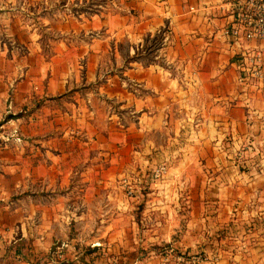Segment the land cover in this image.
Masks as SVG:
<instances>
[{"label": "crops", "instance_id": "obj_1", "mask_svg": "<svg viewBox=\"0 0 264 264\" xmlns=\"http://www.w3.org/2000/svg\"><path fill=\"white\" fill-rule=\"evenodd\" d=\"M74 1L65 0L62 18L55 24L60 12L55 14L51 2L34 11V0L16 4L0 0V22L4 16L17 15L9 30L0 31V39L24 45L27 73L36 68L44 77L45 83L38 84L34 94L38 101L34 123L40 124L38 114L43 113L51 136L46 143L34 142V223L24 219L32 213L24 206L26 198L8 203L5 191L15 179L14 187H22V169L17 177L7 174L8 168L15 173L21 167L22 145L0 141V256L20 247L34 230V264H113L119 258L126 264H160L159 257L143 252L149 244H158V237L149 233L141 237L133 233L123 242L113 233L118 241L113 250L122 246L126 254L103 256L99 251L105 243L102 232L134 231V223L126 227L88 221L85 216L103 211L96 206L90 213L88 199L110 201L122 213L138 194L142 198L157 194L155 199L164 202L172 196L177 200L182 187L194 183L191 168L236 167L231 152L237 149L245 155L256 150L255 157L260 159L256 165L264 166V82L246 83L234 62L237 47L220 34L230 21L226 0H109L93 12L74 9L83 0ZM25 17L44 23L45 29L59 36L50 39L44 63L43 46L34 42L42 33L34 25L22 24ZM6 43H0V117L14 59L12 54L5 56ZM33 53L35 67L30 64ZM33 84L29 76L17 83L16 105L27 100ZM74 129L80 134L70 141ZM40 131L36 127L34 134ZM41 149L44 160H40ZM161 163L169 171L162 180L152 182L144 169ZM122 178L134 184V194L141 188L148 190L126 197L119 185ZM239 179L247 183L246 177ZM187 190L184 199L203 197V191ZM258 194L262 195L245 192L244 198ZM227 197L243 195L228 193ZM180 211L181 206H175L169 213ZM7 217L14 221L6 222ZM192 221L182 228L194 227ZM159 225L137 227L171 232L179 224ZM190 243L181 237L169 246Z\"/></svg>", "mask_w": 264, "mask_h": 264}, {"label": "rangeland", "instance_id": "obj_2", "mask_svg": "<svg viewBox=\"0 0 264 264\" xmlns=\"http://www.w3.org/2000/svg\"><path fill=\"white\" fill-rule=\"evenodd\" d=\"M12 1V0H11ZM14 1V0H13ZM19 0H15L18 3ZM76 1V0H75ZM74 1V2H75ZM109 0H83L82 3H78L74 6V9L81 8L87 12H93L95 7L99 4L105 5ZM47 2H51L53 7H55V14L60 12L59 17H56L54 22L57 24L62 18L61 11L62 6L65 4V0H34V11L39 5H46ZM73 8V5H72ZM33 9V7H32ZM26 10V9H25ZM27 12V11H24ZM45 12V10H44ZM16 14H19L18 12ZM14 15V14H13ZM9 15L10 17H3V21L0 22V31H5L6 27L14 25L13 19L17 15ZM29 20V21H28ZM22 24L24 25H34V29L40 31L42 34H37L34 42H40L43 50V63L48 60V53L50 51V46L52 40L59 39V36L53 31H48L45 29L44 23L39 24L36 19L31 21V18L23 19ZM7 22V23H6ZM31 22V23H30ZM59 24V23H58ZM26 29V27H23ZM2 39V38H1ZM0 39V43L7 41L6 47L7 51L5 56L8 57L11 54L14 55V59H11L12 68H9L8 80L6 83V92L4 97L5 107L0 119V141L7 143L8 145H22L19 146L20 155L22 157L21 167L16 169L8 168V175L19 176V171H23L20 178L23 179L22 187L17 185L14 187V182H8L5 191L8 193V203L15 201L16 198L24 196L26 198L25 207L32 209L31 215L24 216L25 221L34 223V142L35 143H46L49 140L50 134H47L48 121L45 119L43 113L38 114L40 124L34 123L37 119L36 107L37 98L35 93L39 90L41 83L44 84V77L41 79L39 77L38 69L30 71L27 73V49L24 45L14 44L10 40ZM12 50L13 52L11 53ZM38 53H35L37 55ZM31 65L35 67L38 65L35 60L34 53L31 55ZM29 61V62H30ZM8 64V63H7ZM10 64H8L10 66ZM44 65V64H43ZM38 73V74H37ZM28 74V75H27ZM25 76L32 77L34 84L32 85V92L25 102L16 105L14 102V93L17 89V83L24 79ZM41 84V85H42ZM37 85V86H35ZM38 94V93H37ZM40 101L39 105L41 104ZM39 107V106H38ZM40 112V111H39ZM40 128L39 135L34 134L35 128ZM72 134L69 136L70 141L78 136L79 130H72ZM61 137V136H59ZM62 138H59V140ZM39 141V142H37ZM255 153H253V152ZM248 150L246 155L240 154V150L237 149L231 152V159L234 160L236 167L230 168H217L211 166H195L192 169L193 175V185H187V187L180 190L179 198H170L168 201H161L159 198L155 199V195H145L144 198L140 194L138 197L129 201V207L127 211L121 212V208L116 209L115 204L110 201L99 200L90 197L87 201V208L94 210L93 207L101 206L103 208L101 215L91 214L90 216H85L88 221L110 223L115 222L120 226L128 227V224L134 223L135 230L127 231L120 230L119 232L103 231L101 240L105 242L102 247H100V252L103 256L111 255H122L126 254L127 248L119 247V249L113 250V245H115L116 239L113 238V233H117V237L121 238L123 242L126 238H129L134 233L136 236L141 237L142 234L149 233L154 237H158V244H149L143 251L151 252V255H156L159 257L160 264H176V257L178 255L193 257L197 263L195 264H264V166L256 165L257 159L256 150ZM13 154L14 151H11ZM14 155V154H13ZM46 155L43 149L40 150V160H44ZM165 166V171L162 176L155 178L154 172L159 166ZM225 169V171L223 170ZM145 175L153 181H160L168 173L169 167L166 163L158 164L152 168L144 169ZM246 177L247 183L244 181L239 182V176ZM128 180V179H127ZM130 182L124 181V178L120 180V186L123 194L126 197H134L137 193H143L148 190L147 188L139 189L136 194H134L137 189L131 180ZM18 183V181L16 182ZM4 187L3 184H1ZM17 187V188H16ZM187 189H192L193 191H203V197H198L196 199H184V192H188ZM95 191H90L93 194ZM254 194L255 192H261L259 194L252 195V197L244 198V193ZM230 193L233 196H238V194L243 195L239 197L240 199H235L233 197H227L226 195ZM238 198V197H237ZM161 201V202H160ZM1 202V201H0ZM166 203V204H165ZM114 206V207H113ZM167 206V211L164 213L162 210ZM181 206V210L178 214L174 212L169 213L172 207ZM232 208H237L233 210ZM148 209V210H146ZM169 209V210H168ZM150 210V211H149ZM189 211L192 215H189ZM107 212V213H105ZM116 212H119L116 213ZM129 213V214H128ZM23 218V216H22ZM84 218V217H83ZM6 222H13L14 218L7 217ZM192 221V226L189 229L182 228V225ZM22 221V219H21ZM24 221V220H23ZM176 222L179 224L177 226L178 230L165 231L162 229H157V231H146L140 226L147 225L152 226V224H157V228L161 226L158 224H164L166 222ZM153 229V228H152ZM180 229V230H179ZM31 233V235H30ZM28 233L27 240L21 244L17 249H8L6 256H0V264H34V230ZM76 233V232H72ZM87 233H91L90 231ZM112 235V236H111ZM183 237L184 243L191 242L187 247H170L169 244L175 242ZM110 240V241H108ZM111 242L109 246V243ZM155 242V243H156ZM108 243V245H107ZM86 249V248H84ZM58 250H61L58 248ZM86 252L87 249H86ZM120 262L113 264H126L124 260L119 258ZM104 264V263H103ZM106 264H110L108 261Z\"/></svg>", "mask_w": 264, "mask_h": 264}, {"label": "built area", "instance_id": "obj_3", "mask_svg": "<svg viewBox=\"0 0 264 264\" xmlns=\"http://www.w3.org/2000/svg\"><path fill=\"white\" fill-rule=\"evenodd\" d=\"M224 5L230 21L221 28L220 34L237 47L234 62L246 83L261 84L264 82V0H226ZM165 168L159 166L153 176H162ZM195 263L193 257H176V264Z\"/></svg>", "mask_w": 264, "mask_h": 264}]
</instances>
